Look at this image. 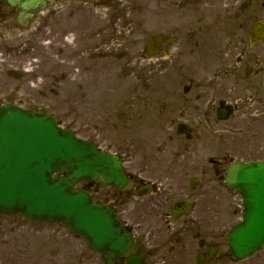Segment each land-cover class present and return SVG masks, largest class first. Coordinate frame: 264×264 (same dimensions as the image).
I'll return each mask as SVG.
<instances>
[{
	"label": "flooded vegetation",
	"instance_id": "obj_1",
	"mask_svg": "<svg viewBox=\"0 0 264 264\" xmlns=\"http://www.w3.org/2000/svg\"><path fill=\"white\" fill-rule=\"evenodd\" d=\"M97 1L101 0H50L42 10L30 12L24 19L16 6L0 0V102L14 101L13 91L24 76L22 63L33 57L31 36L26 39V51L15 46L21 29L41 15L48 21L56 14L64 16L71 6ZM110 21L114 25L117 19ZM168 37L162 50L152 56L147 55L144 41L138 59L147 60L142 64L145 75L155 72L159 76L176 65L177 95L157 111L120 116L123 129L132 131V136L118 142H102L100 137L93 140L99 150L119 160L124 182L120 186L102 184L97 176L81 181L79 186L95 203L114 211L130 239L127 250L110 260L105 253L93 251V264H124L130 254L145 264H264V247L240 259L223 248L231 221L227 218L241 209L240 196L225 181L228 167L236 162H264V145L256 139L254 143L242 141L245 132L256 134L247 127L248 122L264 118V60L256 58L253 64L243 66L249 48H241L236 63L218 65L211 72L212 79L205 76L195 80L185 64L164 63L163 59H179L196 43L190 38ZM109 44L120 43L115 38ZM170 47L173 50L168 53ZM245 66L250 68L249 76L244 75ZM219 108L221 115L229 108L228 117L219 120ZM217 124L221 126L220 147L213 151L200 143H208ZM115 127L104 130L113 131ZM139 127L148 133L136 136ZM95 130L97 134L102 132L99 126ZM153 139L158 142H151Z\"/></svg>",
	"mask_w": 264,
	"mask_h": 264
},
{
	"label": "rangeland",
	"instance_id": "obj_2",
	"mask_svg": "<svg viewBox=\"0 0 264 264\" xmlns=\"http://www.w3.org/2000/svg\"><path fill=\"white\" fill-rule=\"evenodd\" d=\"M118 2L101 0L71 6L64 16L56 14L45 21L41 15L32 26L21 29L15 46L27 49L26 39L31 36L33 57L22 63L24 76L17 81L12 102L56 116L60 125L81 138L118 142L133 134L123 129L120 116L157 111L177 95L176 65L159 76L155 72L144 74L142 64L147 60L143 58L132 67L125 65L141 54L149 33L169 34L173 40L192 39L195 47L186 48L179 59L163 62L185 64L195 80L205 76L212 79L211 72L218 65L237 62L236 55L248 43L252 22L264 20V0ZM111 18L117 19L114 25ZM115 38L120 44L110 45L109 41ZM172 50L170 47L168 53ZM256 58L264 60V41L248 49L243 66L253 64ZM262 121L264 118L248 122L247 127L256 134L245 132L244 143H254L256 139L264 145ZM97 126L102 129L99 134ZM112 126H116L113 131L105 132L104 128ZM141 128L136 129V136L148 133ZM220 128L215 125L208 143L200 144L217 151ZM236 218L227 220L232 223ZM223 248L227 250L226 244ZM93 260L94 253L86 242L68 229L0 216V264H93Z\"/></svg>",
	"mask_w": 264,
	"mask_h": 264
},
{
	"label": "water",
	"instance_id": "obj_3",
	"mask_svg": "<svg viewBox=\"0 0 264 264\" xmlns=\"http://www.w3.org/2000/svg\"><path fill=\"white\" fill-rule=\"evenodd\" d=\"M9 2L27 11L41 7L45 0ZM262 37L264 26L255 23L251 44ZM159 39L149 37V41ZM61 172L65 175L53 176ZM98 174L102 183L123 181L115 159L59 127L54 116L11 103L0 105V212L66 225L111 258L126 250L127 233L109 208L94 204L85 191L72 189L75 182ZM226 182L241 195L243 204L241 220L227 233L228 245L234 256L245 257L264 246V163H236ZM125 264L139 263L127 258Z\"/></svg>",
	"mask_w": 264,
	"mask_h": 264
}]
</instances>
